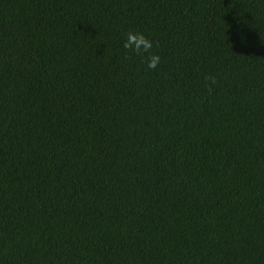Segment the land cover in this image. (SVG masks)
Wrapping results in <instances>:
<instances>
[{
	"label": "trees",
	"instance_id": "obj_1",
	"mask_svg": "<svg viewBox=\"0 0 264 264\" xmlns=\"http://www.w3.org/2000/svg\"><path fill=\"white\" fill-rule=\"evenodd\" d=\"M0 264H264V0H0Z\"/></svg>",
	"mask_w": 264,
	"mask_h": 264
},
{
	"label": "clouds",
	"instance_id": "obj_2",
	"mask_svg": "<svg viewBox=\"0 0 264 264\" xmlns=\"http://www.w3.org/2000/svg\"><path fill=\"white\" fill-rule=\"evenodd\" d=\"M125 49H132L137 53L148 52L153 48V42L148 39L144 34L139 32H129L127 38L123 44ZM147 68L154 69L160 63V56L152 54L146 58Z\"/></svg>",
	"mask_w": 264,
	"mask_h": 264
}]
</instances>
